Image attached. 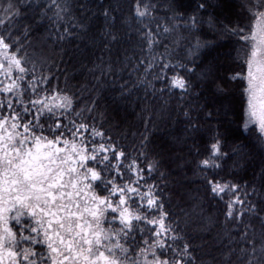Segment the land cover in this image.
<instances>
[{
    "label": "snow or ice",
    "instance_id": "obj_1",
    "mask_svg": "<svg viewBox=\"0 0 264 264\" xmlns=\"http://www.w3.org/2000/svg\"><path fill=\"white\" fill-rule=\"evenodd\" d=\"M41 7L55 8L59 18L71 11L57 0ZM233 8L236 19L221 25L224 34L237 37L234 62L240 71L233 76L217 83L211 67L198 72L182 62L172 63L164 39L176 25L159 23L156 30L143 25L139 40L147 55L133 70L142 66L146 75L140 83L161 98L172 90H179L181 99L191 95L198 85L185 74L211 81L221 95H227L233 80L240 81L247 117L243 127L258 130L264 152V0H241ZM118 9V3L109 0L101 13L105 28L100 38L106 44L118 42L110 30ZM197 9L206 10V0ZM79 10L87 21L92 9L81 3ZM169 10L173 19L183 18L175 0ZM133 11L143 20L155 8L135 0ZM0 13V264H264V172L258 186L203 176L212 196L231 195L225 224L235 228L225 233L227 243L217 233L206 243L194 244L179 223L169 219L159 185L149 182L159 162L148 160L141 167V157L147 159V135L126 151L103 124L97 126L94 99L82 101L81 107L66 90L49 88L52 77L42 71L47 63L43 50L32 46L27 29L16 27L18 0H0ZM189 19L193 25L198 22L195 15ZM72 26L81 35L89 30L75 17ZM68 35L65 29L57 38ZM157 47L164 52L154 55ZM98 70L101 76L115 71L111 63ZM148 75L166 87L157 89ZM212 115L207 113L209 119ZM224 147L216 131L210 155L197 161L193 174L221 169V161L230 158Z\"/></svg>",
    "mask_w": 264,
    "mask_h": 264
},
{
    "label": "trees",
    "instance_id": "obj_2",
    "mask_svg": "<svg viewBox=\"0 0 264 264\" xmlns=\"http://www.w3.org/2000/svg\"><path fill=\"white\" fill-rule=\"evenodd\" d=\"M111 2L119 5L118 12L113 14L115 24L110 28L118 42L111 44L100 38L105 28L101 13L109 0H57L61 7L71 6L69 14L61 13L62 18L56 17L55 8L46 11L41 7L51 4L52 0H18L21 16L16 27L27 29L32 46L43 50L47 63L42 71L52 77L48 87L66 90L77 98L81 107L82 101L94 99L97 126L103 124L118 145H123L126 151L135 149L142 136L147 135L149 143L144 149L147 159L141 157V167L148 160L159 162L149 182L159 185L164 193V210L169 212V219L177 221L194 244L206 243L217 233L227 243L225 233L235 228L225 224L226 202L231 195L223 199L212 196L203 176L258 186L259 176L264 172V152L257 140L259 132L243 127L246 102L241 99V82L233 80L227 95H221L211 81L201 82L197 75L185 74L198 85L192 94L181 99L179 90H172L171 95L166 93L161 98L158 92L153 95L151 88L146 89L140 83L146 75L143 67L133 69L139 65L140 58L147 55L139 40L143 25L156 30L159 23L161 27L176 25L175 31L164 39L172 63L182 62L189 68H197L198 72L211 67L217 83L233 76L240 71L234 62L237 37L224 34L221 25L236 19L233 3L241 0H227V3L206 0V10L197 9V4L204 0H175L182 19L172 18L173 12L169 9L174 0H144L153 5L155 11L143 20L134 16L135 0ZM81 3H87L92 9L87 13V21L79 10ZM193 15L198 21L195 25L189 19ZM73 17L87 23L86 34L81 35L80 30L72 26ZM210 20L214 22L210 24ZM65 29L70 35L58 39ZM163 52V47H157L153 54ZM109 63L115 71L101 76L98 69L107 68ZM36 71L39 74L41 69L38 67ZM147 78L157 89L166 87L153 80L152 75ZM209 112L213 113L210 119ZM216 131L222 134L226 145L223 150L230 158L221 161V169L194 175L197 161L210 155ZM195 197H199L198 203H193ZM208 250L206 247L205 251Z\"/></svg>",
    "mask_w": 264,
    "mask_h": 264
},
{
    "label": "rangeland",
    "instance_id": "obj_3",
    "mask_svg": "<svg viewBox=\"0 0 264 264\" xmlns=\"http://www.w3.org/2000/svg\"><path fill=\"white\" fill-rule=\"evenodd\" d=\"M246 119H247V117H246ZM246 119H245V120H246Z\"/></svg>",
    "mask_w": 264,
    "mask_h": 264
}]
</instances>
